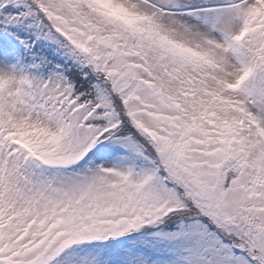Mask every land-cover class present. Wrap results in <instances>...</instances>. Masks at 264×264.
I'll use <instances>...</instances> for the list:
<instances>
[{
    "label": "snow or ice",
    "instance_id": "obj_1",
    "mask_svg": "<svg viewBox=\"0 0 264 264\" xmlns=\"http://www.w3.org/2000/svg\"><path fill=\"white\" fill-rule=\"evenodd\" d=\"M0 264H264V0H0Z\"/></svg>",
    "mask_w": 264,
    "mask_h": 264
}]
</instances>
